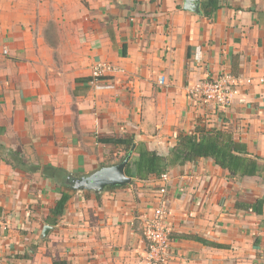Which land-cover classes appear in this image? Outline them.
I'll list each match as a JSON object with an SVG mask.
<instances>
[{"label": "crops", "instance_id": "1", "mask_svg": "<svg viewBox=\"0 0 264 264\" xmlns=\"http://www.w3.org/2000/svg\"><path fill=\"white\" fill-rule=\"evenodd\" d=\"M197 4L0 0V264H145L158 176L98 194L63 183L133 148L101 138L134 137L132 157L138 143L167 155L178 134L207 125L232 131L264 165V0ZM102 62L116 70L96 81ZM222 73L239 81L234 103H196L190 90ZM168 173L171 233L223 245L174 238L168 264H264V202L244 206L264 199V169L231 176L208 157ZM60 190L71 198L52 224Z\"/></svg>", "mask_w": 264, "mask_h": 264}, {"label": "trees", "instance_id": "2", "mask_svg": "<svg viewBox=\"0 0 264 264\" xmlns=\"http://www.w3.org/2000/svg\"><path fill=\"white\" fill-rule=\"evenodd\" d=\"M101 141L122 145L126 153L136 143L134 137H108L101 138ZM135 152L137 155L133 156L127 164L126 173L128 176L137 180H146L152 175L160 177L163 173L168 172L170 168L178 165L182 166L188 162H197L200 158L208 157L213 158L215 163L223 169L228 170L231 176L241 178L255 176L261 174L264 169V165L260 162L261 159L250 155L247 150V145L237 140L232 131L209 127L207 125L197 126L192 133L183 132L178 134L176 144L167 155L147 148L144 143H138ZM44 171L56 177L60 181V186L65 187L61 182L64 176L61 170L53 166H46ZM60 193L61 197L56 201L48 217V221L52 224L59 223L65 214L71 198L70 192L66 190H60ZM263 202L264 199L244 206L245 208H252L258 211V205L263 204ZM237 205L239 204L237 203ZM177 237L191 238L207 245L223 246L221 244H213L197 235L170 233L171 240ZM27 257H30V254ZM54 264H67V262L55 260Z\"/></svg>", "mask_w": 264, "mask_h": 264}, {"label": "built area", "instance_id": "3", "mask_svg": "<svg viewBox=\"0 0 264 264\" xmlns=\"http://www.w3.org/2000/svg\"><path fill=\"white\" fill-rule=\"evenodd\" d=\"M115 70L116 67L108 62L99 63L93 70V78L96 81L100 80L107 73ZM160 82L164 83V78H161ZM238 84L237 78L229 73H222L214 78L198 82L190 90V95L196 103L228 107L234 103L240 92ZM159 179L162 181L159 192L161 194L160 205L155 210L154 217L144 218L143 235L148 243L145 264H168L172 242L170 239L171 230L166 223L169 211L165 196L168 192V183L170 181L169 173H163Z\"/></svg>", "mask_w": 264, "mask_h": 264}, {"label": "water", "instance_id": "4", "mask_svg": "<svg viewBox=\"0 0 264 264\" xmlns=\"http://www.w3.org/2000/svg\"><path fill=\"white\" fill-rule=\"evenodd\" d=\"M199 0H186V7L194 11H200L198 7ZM133 148L123 157V159L113 165L103 166L98 170L80 177L66 176L63 183L74 190H90L95 193H101L109 186H125L132 182V178L126 173V166L132 158ZM53 227L45 225L42 239L47 238Z\"/></svg>", "mask_w": 264, "mask_h": 264}]
</instances>
